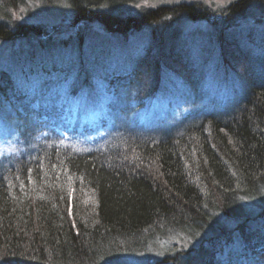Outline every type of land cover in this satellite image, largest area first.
<instances>
[{
	"label": "trees",
	"instance_id": "trees-1",
	"mask_svg": "<svg viewBox=\"0 0 264 264\" xmlns=\"http://www.w3.org/2000/svg\"><path fill=\"white\" fill-rule=\"evenodd\" d=\"M29 1L0 0V41L26 45L0 64V121L17 143L0 158V264H264V210L238 208L264 188L258 33L222 22L194 37L177 23L215 15L200 3L117 11L129 0H65L68 28L47 30L13 18ZM226 13L262 15L264 0ZM164 98L193 109L151 128ZM90 119L103 139L73 130ZM219 211L244 219L230 228Z\"/></svg>",
	"mask_w": 264,
	"mask_h": 264
},
{
	"label": "rangeland",
	"instance_id": "rangeland-1",
	"mask_svg": "<svg viewBox=\"0 0 264 264\" xmlns=\"http://www.w3.org/2000/svg\"><path fill=\"white\" fill-rule=\"evenodd\" d=\"M181 2L200 3L201 5L204 6V8L209 9V11L215 14L210 18H200L197 20H190L184 18L180 19L178 21L179 23H177V26H179L180 30L184 34H188L194 37L205 33L211 34L214 29L212 28L213 27L212 25H215L214 27L218 28V26L222 22H226V23L231 22L232 24H230V26H232V29H238V31H242V33L244 34L245 31H247V29L255 30L256 33H258V35L256 38H254L255 39L254 44L258 46L261 45L262 47L264 46V35L263 34L261 35V33H259V32L264 33V14L256 15V13H253L243 17L241 16L234 17L231 16L232 14L229 16L228 15L229 13H226L227 15H225V18L221 17L222 14H225L227 7L232 4L233 0H129L126 1V3H123L120 9L117 11H120L121 14L123 15L137 14L140 11H143L144 9H148V8L153 9L161 5H173ZM65 4H66L65 0H56L55 4L49 2H43L39 0L38 1L32 0L25 3L24 6H21L19 9H17L14 12L13 18L15 19V21L40 25L46 28L47 30H52V29L54 30L61 27L66 29L69 26L67 24L69 23V20L73 12L70 8L65 6ZM226 20H230V21H226ZM83 27L84 25H81L79 29H83ZM92 29H93L92 33H97V35H101V34L104 35L103 29L99 25H93ZM76 31H77L76 29L70 30L68 32L64 31V34L63 33L58 34L55 35V37L56 36L63 37L65 40H68L70 35L74 34V32ZM147 31L148 30L146 28H143L138 33L139 34L144 33V35H146ZM76 34L77 32L75 33V35ZM239 36H243V35H239ZM73 38H75V36ZM131 39L133 40L132 37ZM129 41L130 40H128L127 42ZM25 46H26L25 43L20 39L9 42L0 41V64L2 63V61L6 59L7 56H10L9 54H11V52L13 51L15 52V50L26 49ZM209 62L211 63V61ZM210 73L211 70L207 72L206 75L207 78H211ZM210 81L217 82L218 83L217 85L221 86L219 84V81L216 79V76L213 77ZM166 85L167 87L170 88V90H173L174 88L173 82H168ZM200 87H201V83L199 85L197 84V88H196L197 93H200L198 90L200 89ZM206 88L209 89V91H213V92H215L216 90L215 85L214 87H210L207 85ZM223 94L224 96L222 102H224V104L229 105L231 99V93L223 92ZM203 100H207V98L206 97L202 98L199 101H201L202 103ZM212 100L213 98H211V101ZM157 104H158L157 107L154 108L153 119L152 121H150L151 128L168 126L172 124V122H175L178 119H180L185 113L191 112V110L193 109L192 106L190 105V102L180 98H175V99L164 98V100L160 99ZM98 120L100 119L98 118ZM98 123L99 121H97L96 119L94 120L90 119L83 125L75 127L73 130L75 131L78 137L84 140H96V139L100 140L106 136L105 134L106 131L101 129V125H98ZM16 144L17 143H16L15 135L13 133H8V127L6 126V124H3L0 121V158L1 157L9 158L11 154L15 152ZM247 201H245V203L242 202L244 204L241 205L242 207H238L239 211L240 210L248 211L252 208L250 211L252 212L253 210H256L261 203H264V188L261 190V193L258 198H253ZM219 213L221 214L220 211L218 212V214ZM256 213L257 212H254L252 213V215ZM218 218L220 222H223L224 225L230 228L233 227L236 223L243 221L242 219H244L243 217L235 218L234 216L233 218L225 219V217L223 216L221 217L220 215L218 216ZM172 238H174V236L170 237L168 240ZM166 243H170V241ZM191 243H196V242H191ZM189 245L190 244H184L180 242L178 244V247L182 248Z\"/></svg>",
	"mask_w": 264,
	"mask_h": 264
},
{
	"label": "bare ground",
	"instance_id": "bare-ground-1",
	"mask_svg": "<svg viewBox=\"0 0 264 264\" xmlns=\"http://www.w3.org/2000/svg\"><path fill=\"white\" fill-rule=\"evenodd\" d=\"M251 209H252V208H251ZM251 209L247 211L248 214H252V213H254V212L263 211V210H264V203H261V204L257 207V209H256V210H253L252 212H250ZM219 215H220L221 217H222V216L224 217V215H221V214H219ZM219 215H218V216H219Z\"/></svg>",
	"mask_w": 264,
	"mask_h": 264
}]
</instances>
